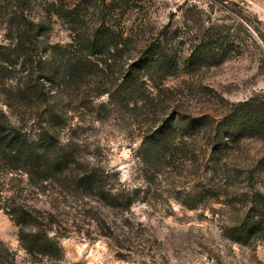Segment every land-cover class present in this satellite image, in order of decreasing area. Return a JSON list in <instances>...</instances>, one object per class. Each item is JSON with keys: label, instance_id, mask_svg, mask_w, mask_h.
Wrapping results in <instances>:
<instances>
[{"label": "trees", "instance_id": "16d2710c", "mask_svg": "<svg viewBox=\"0 0 264 264\" xmlns=\"http://www.w3.org/2000/svg\"><path fill=\"white\" fill-rule=\"evenodd\" d=\"M150 15L149 0H0L6 40L0 43V208L17 225L19 244L34 262L64 260L56 227L62 219L49 201L37 205L35 194L69 187L122 212L138 194L126 187L107 189L105 170L82 164L61 140L76 112L92 108L105 94L123 104L153 102L143 86L160 89L172 76L213 64L225 50L212 22L200 29V41L179 55L180 28L151 22ZM57 21L70 33L67 43L50 42ZM201 137L209 168L226 174L219 165L226 152L244 139H264V94L232 102L216 116H165L142 138L141 160L169 162ZM255 167L264 171V156ZM7 175L11 184L1 178ZM244 208L226 236L239 244H264L263 191L255 188ZM0 264H16V252L1 239Z\"/></svg>", "mask_w": 264, "mask_h": 264}, {"label": "rangeland", "instance_id": "374dc122", "mask_svg": "<svg viewBox=\"0 0 264 264\" xmlns=\"http://www.w3.org/2000/svg\"><path fill=\"white\" fill-rule=\"evenodd\" d=\"M149 3L151 22L170 21L180 28L179 55L189 52L203 36L200 29L212 22L218 26L224 52L211 65L170 77L160 89L143 86L153 102L123 104L101 95L92 108L76 112L63 131L61 140L72 146L82 164L105 170L107 189L138 191L128 211L69 187H50L46 196L35 194L34 201H49L62 219L56 227L63 264H264L261 241L245 245L226 236L243 216L255 188L264 193V171L255 167L264 156V139H244L226 152L219 163L226 174L221 175L209 168L202 137L160 165H145L139 151L150 127L165 116H216L232 102L264 94V0ZM188 30L193 34L187 36ZM4 33L0 24V43L6 42ZM68 41L69 31L57 21L50 42ZM1 178L12 183L10 175ZM0 239L16 252V264L42 263L34 262L20 246L18 227L1 208Z\"/></svg>", "mask_w": 264, "mask_h": 264}]
</instances>
